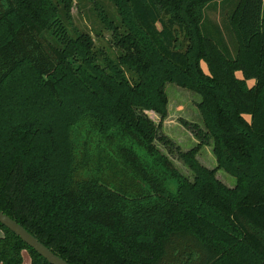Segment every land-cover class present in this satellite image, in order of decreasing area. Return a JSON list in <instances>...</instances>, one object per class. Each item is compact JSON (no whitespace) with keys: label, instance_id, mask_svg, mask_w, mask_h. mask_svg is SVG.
<instances>
[{"label":"trees","instance_id":"trees-1","mask_svg":"<svg viewBox=\"0 0 264 264\" xmlns=\"http://www.w3.org/2000/svg\"><path fill=\"white\" fill-rule=\"evenodd\" d=\"M88 1L115 55L71 27L72 0H0V210L69 264H264L263 0L223 27L205 9L224 0H111L115 19ZM166 82L201 96L200 141L176 146L191 180L155 145H173ZM0 229V264H50Z\"/></svg>","mask_w":264,"mask_h":264},{"label":"rangeland","instance_id":"rangeland-1","mask_svg":"<svg viewBox=\"0 0 264 264\" xmlns=\"http://www.w3.org/2000/svg\"><path fill=\"white\" fill-rule=\"evenodd\" d=\"M98 5L103 9L104 13L109 18L115 19L116 10L111 0H95ZM238 0H224L219 5H211L205 9V22L207 25H216L223 27L226 24V16L231 12L234 5ZM99 13V12H98ZM262 16L264 15V0L262 3ZM71 27H76L81 31L88 32L94 39L96 47H101L107 50L111 55H115L118 51L111 40V31L106 28L97 15L94 5L88 0H72L71 2ZM228 43L232 45V36L226 34ZM182 47L185 46V40L182 36L179 38ZM167 94V111L164 119L162 120L159 132H162L173 142L168 148L161 142L155 141L156 147L166 155L172 162V165L184 176L190 180L193 178V173L189 167L179 157L177 148L180 151H186L193 146L197 145L200 141L195 136L193 131L189 128L188 124L194 123L198 127L204 129L201 113L197 107L198 102L201 100L199 93L192 91L188 88L181 87L173 82H166L164 85ZM146 114L158 123L160 115L153 110H145ZM197 159L206 167L214 168L217 165L215 155L212 150V139L207 143H203L196 154ZM216 176L227 186L232 187L236 183L234 175L226 172L223 168L216 171ZM169 187L174 190L175 183L170 182ZM30 264V254L24 249L22 251V264Z\"/></svg>","mask_w":264,"mask_h":264},{"label":"water","instance_id":"water-1","mask_svg":"<svg viewBox=\"0 0 264 264\" xmlns=\"http://www.w3.org/2000/svg\"><path fill=\"white\" fill-rule=\"evenodd\" d=\"M0 223L11 230L22 239L29 247L34 249L40 256L46 259L50 264H69L67 261L52 252L47 246L40 242L35 236L29 233L24 227L17 223L0 210Z\"/></svg>","mask_w":264,"mask_h":264},{"label":"crops","instance_id":"crops-1","mask_svg":"<svg viewBox=\"0 0 264 264\" xmlns=\"http://www.w3.org/2000/svg\"><path fill=\"white\" fill-rule=\"evenodd\" d=\"M202 65L205 67V65L203 63H202ZM2 235H3V231L0 229V236H2Z\"/></svg>","mask_w":264,"mask_h":264}]
</instances>
